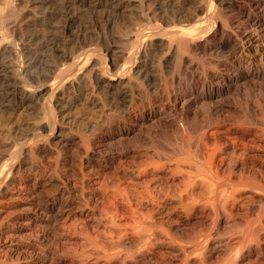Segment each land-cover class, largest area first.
I'll list each match as a JSON object with an SVG mask.
<instances>
[{"label": "bare ground", "instance_id": "obj_1", "mask_svg": "<svg viewBox=\"0 0 264 264\" xmlns=\"http://www.w3.org/2000/svg\"><path fill=\"white\" fill-rule=\"evenodd\" d=\"M25 4L42 30L0 33V264H264V0Z\"/></svg>", "mask_w": 264, "mask_h": 264}, {"label": "rangeland", "instance_id": "obj_2", "mask_svg": "<svg viewBox=\"0 0 264 264\" xmlns=\"http://www.w3.org/2000/svg\"><path fill=\"white\" fill-rule=\"evenodd\" d=\"M16 1V2H15ZM24 1V2H23ZM47 1H49V0H47ZM9 3V4H8ZM17 3H20V4H17ZM24 4V5H23ZM10 5V6H9ZM18 5V6H17ZM26 4H25V0H11V2H10V0H0V9H2L3 11H5V13L6 14H8V15H10V13H11V15L9 16V19H7L6 20V22L4 23H2L3 24V26L1 25L0 26V29L1 28H3V29H1L2 30V32H1V30H0V33H3V32H5V33H3V35L4 36H6V38H8V39H16V40H20V39H23L24 38V36L25 35H29L30 34V32L32 31V32H35L36 30H42L41 28H39V27H43V26H40L41 24H34V18H33V14H32V11L30 10V8L27 6H25ZM14 6V7H13ZM21 6V7H20ZM12 7V8H11ZM16 7V8H15ZM25 7V8H24ZM2 10H0V11H2ZM8 10H9V12H8ZM10 10L12 11V12H10ZM19 10V11H18ZM20 10H22L21 12H20ZM39 10V11H38ZM37 11H36V13H34V14H37V15H40V13H42L43 12V9L41 8V10L40 9H38ZM29 11V12H28ZM40 12V13H39ZM26 14V15H25ZM25 17H24V16ZM32 17V18H31ZM81 17H83V20H82V22L83 21H85V22H87V20H89V18H90V15H89V12H86L85 11V13H83L82 14V16ZM20 18V19H19ZM88 18V19H87ZM32 19V20H31ZM25 20V21H24ZM27 20V21H26ZM0 21H1V19H0ZM15 21V22H14ZM20 21V22H19ZM33 21V22H32ZM9 22H14V24L12 23H10L9 24ZM17 22V23H16ZM31 22V23H30ZM1 23V22H0ZM9 25V26H8ZM21 25V26H20ZM25 25V26H24ZM119 25H125L124 23H122L121 21H120V23H119ZM6 26V27H5ZM23 26V27H22ZM27 26V27H26ZM31 28H30V27ZM33 26V27H32ZM36 26V27H35ZM38 26V27H37ZM122 26V27H123ZM7 27H9V29L7 28ZM13 28V29H12ZM23 29V30H22ZM28 29L30 30V32L28 31ZM36 29V30H35ZM8 30H10V31H8ZM25 30V31H24ZM34 30V31H33ZM116 31H118V29H115ZM114 30V31H115ZM13 31H15V32H13ZM28 31V32H27ZM14 33V34H11V33ZM19 32V33H18ZM10 33V34H9ZM22 33V34H21ZM27 33V34H26ZM41 33H42V31H41ZM19 34H20V36H19ZM59 34H63V33H59ZM22 35H23V37H22ZM65 35V36H64ZM64 38H73V36L72 35H74V32L73 33H64ZM68 35V36H67ZM9 36H10V38H9ZM67 36V37H66ZM12 37V38H11ZM87 39H89L88 41H90V36L88 35L87 36ZM71 50V46H68V48H67V51L68 50ZM69 50V51H70ZM68 51V52H69ZM52 58H53V56H51ZM49 58V59H48ZM47 59H45L44 61V63H43V67H45V64H46V62H48V61H51L52 59L50 58V57H48ZM50 63H52V61L50 62ZM68 64V61H66L65 62V65H67ZM41 66V67H42ZM42 67V68H43ZM2 123V122H1ZM1 125V124H0ZM1 127V126H0ZM30 133H29V132ZM26 132H28L29 134L27 135L28 136V140L30 141V142H34V140H35V137H34V135H33V131L32 130H28V129H26V131L24 132V130H23V132H21L22 134H26ZM32 133V134H31ZM20 137V133H19V135H18V138ZM22 137V136H21ZM18 138H15L14 136H10L9 138H8V140L11 142L10 144H15V145H17V146H12V145H9L10 147L12 146V147H14V149L15 148H17L18 147V145H19V143L22 141V140H20V139H18ZM42 138V136H40L39 137V139H41ZM15 141V142H14ZM9 146H7V148L9 147ZM10 149V148H9ZM9 149H7V150H9ZM10 150H13V148L12 149H10Z\"/></svg>", "mask_w": 264, "mask_h": 264}]
</instances>
